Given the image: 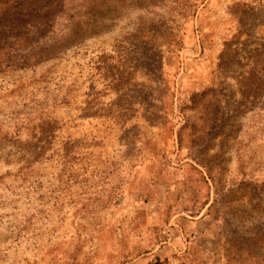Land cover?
I'll return each instance as SVG.
<instances>
[{"label": "rangeland", "instance_id": "1", "mask_svg": "<svg viewBox=\"0 0 264 264\" xmlns=\"http://www.w3.org/2000/svg\"><path fill=\"white\" fill-rule=\"evenodd\" d=\"M0 264H264V0H0Z\"/></svg>", "mask_w": 264, "mask_h": 264}]
</instances>
